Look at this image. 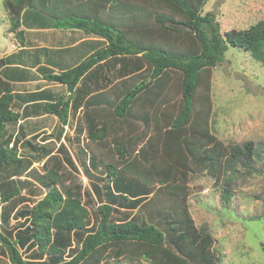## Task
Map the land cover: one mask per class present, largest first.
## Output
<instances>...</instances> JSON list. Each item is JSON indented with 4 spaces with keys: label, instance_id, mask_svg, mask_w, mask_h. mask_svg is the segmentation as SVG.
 <instances>
[{
    "label": "trees",
    "instance_id": "trees-1",
    "mask_svg": "<svg viewBox=\"0 0 264 264\" xmlns=\"http://www.w3.org/2000/svg\"><path fill=\"white\" fill-rule=\"evenodd\" d=\"M209 1L1 0L7 31L19 47L27 42V8L51 17L53 28L80 29L105 41L77 65L44 74L65 92L24 95L44 101V111L64 126L80 117L87 154L80 136L76 140L91 185L84 193L99 201L95 226L81 190L63 188L62 174L50 169L37 177L47 188L44 196L19 211V227H8L12 210L6 204L21 195L18 178L28 176L34 160L18 152L17 138L11 141L9 125L22 116L12 104L22 95L2 76L8 59L0 57V252L10 264H102L111 258L219 264L214 234L192 213L194 182L210 178L228 202L230 179L222 182L227 164H248L254 144L217 136L213 70L229 47L249 52L264 67V17L222 32L215 12L205 9ZM67 160L75 166L69 154ZM142 217L144 224L138 223ZM22 248L33 251L30 260Z\"/></svg>",
    "mask_w": 264,
    "mask_h": 264
},
{
    "label": "rangeland",
    "instance_id": "rangeland-1",
    "mask_svg": "<svg viewBox=\"0 0 264 264\" xmlns=\"http://www.w3.org/2000/svg\"><path fill=\"white\" fill-rule=\"evenodd\" d=\"M205 9L215 12L221 31L225 32L246 28L263 18L264 0H210ZM51 23L48 15L27 8L22 17L27 48H19L13 34L7 31L9 23L0 0V57L8 59L1 74L22 95L12 104L13 110L22 116L19 122L9 125L11 141L17 138L18 152L34 160L28 176L18 178L21 195L6 204L12 210L8 227L14 229L23 221L19 211L31 208L46 193L47 188L37 177L50 169L62 174L63 188L81 190L82 200L90 210V224L95 226L98 220L99 201L95 197L89 201L84 193L91 190V185L76 140L80 136L84 155L87 154L85 139L78 130L80 117L72 116L69 125L64 126L58 117L44 111V101L29 102L24 95L32 91H50L55 95L65 92V85L44 79V74L77 65L105 41L80 29L53 28ZM115 74L112 69L110 77L115 79ZM213 104L217 136L231 144L253 141L254 155L247 160L248 164L243 161L227 164L222 182L230 179L228 202L222 198V188L214 187L210 178L195 181L197 195L192 197V213L198 226H207L214 234L219 264H264V67L249 52L237 47L227 49L224 61L213 70ZM26 140L33 146L25 144ZM68 154L75 166L68 162ZM117 177L126 182L130 179L119 173ZM120 215L115 213L113 217L117 219ZM135 217L141 216L138 213ZM138 223L144 224L143 217ZM21 252L26 260L33 256V251L22 248ZM0 264H10L6 253L0 252ZM102 264L149 263L111 258Z\"/></svg>",
    "mask_w": 264,
    "mask_h": 264
},
{
    "label": "crops",
    "instance_id": "crops-1",
    "mask_svg": "<svg viewBox=\"0 0 264 264\" xmlns=\"http://www.w3.org/2000/svg\"><path fill=\"white\" fill-rule=\"evenodd\" d=\"M104 40V39H103ZM76 46V45H75ZM19 48H27V45L25 46V47H19ZM37 48V47H36ZM38 48H41V46L40 47H38ZM69 125V124H68ZM134 213H136V211H134L132 214H134Z\"/></svg>",
    "mask_w": 264,
    "mask_h": 264
}]
</instances>
